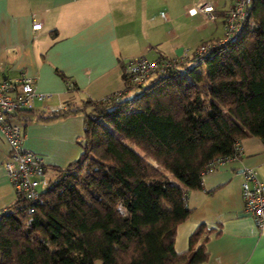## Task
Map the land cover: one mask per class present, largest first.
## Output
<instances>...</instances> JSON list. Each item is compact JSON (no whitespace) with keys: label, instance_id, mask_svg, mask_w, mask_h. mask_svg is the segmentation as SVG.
<instances>
[{"label":"trees","instance_id":"1","mask_svg":"<svg viewBox=\"0 0 264 264\" xmlns=\"http://www.w3.org/2000/svg\"><path fill=\"white\" fill-rule=\"evenodd\" d=\"M248 10L239 35L202 62L182 60L138 86L122 73L116 100L86 98L35 115L81 114V153L48 168L54 177L36 201L15 198L0 210V264L207 260L213 229L204 223L184 251L174 248L191 211L187 191L202 187L205 164L232 153L236 140L264 141V0ZM133 87L140 88L135 96H122Z\"/></svg>","mask_w":264,"mask_h":264},{"label":"crops","instance_id":"2","mask_svg":"<svg viewBox=\"0 0 264 264\" xmlns=\"http://www.w3.org/2000/svg\"><path fill=\"white\" fill-rule=\"evenodd\" d=\"M198 1L0 0V75L30 76L37 91L50 94L46 102L50 107L75 106L83 98L98 100L121 92L122 66L130 57L154 58L155 49L178 56L185 49L221 40L224 13L233 0H207L213 5L211 19L203 12L188 13ZM36 22L39 28H32ZM42 110L51 109L37 102L36 107L12 114L10 120L20 126L23 146L41 155L47 169L63 167L81 153L82 115L36 120ZM7 151L0 134V210L15 199L2 166ZM240 152L203 173L200 189L187 191L191 211L176 228L175 250L188 247L189 235L198 224L213 229L205 244L208 258L196 264H264V228L254 225L241 198L244 167H251L264 181V141L244 137Z\"/></svg>","mask_w":264,"mask_h":264},{"label":"built area","instance_id":"3","mask_svg":"<svg viewBox=\"0 0 264 264\" xmlns=\"http://www.w3.org/2000/svg\"><path fill=\"white\" fill-rule=\"evenodd\" d=\"M252 0H233L231 7L223 17V36L215 42H205L193 50L187 49L181 55L168 56L157 51L154 58H148L143 54L134 55L123 64V78L127 85L138 86L143 84L151 76L173 68L178 62L189 55L196 62L203 59L218 44L235 39L247 20L248 7ZM213 5L207 0H199L195 6L189 8V14L203 12L208 18H213ZM40 23L32 24V28H39ZM154 49V48H153ZM121 96L117 91L98 99L101 101L116 100ZM49 93L39 92L35 89L34 80L25 74L15 79L0 75V134L8 144V151L2 160V166L9 178L16 199L36 201L41 190L49 185L53 175L48 174L41 155L27 149L22 144L20 126L11 121L12 114L25 108H31L35 102L44 103V108L60 110L64 106H48ZM240 141L236 140L232 153L217 156L205 164L202 173L210 172L221 164L235 159L240 155ZM241 198L243 210L248 213L257 228H264V181L259 180L251 167L242 169Z\"/></svg>","mask_w":264,"mask_h":264},{"label":"rangeland","instance_id":"4","mask_svg":"<svg viewBox=\"0 0 264 264\" xmlns=\"http://www.w3.org/2000/svg\"><path fill=\"white\" fill-rule=\"evenodd\" d=\"M195 63H196L195 59L192 58L191 55H189V59L187 61V65H192V64H195ZM138 91H140V88H137V87L130 88L127 93L123 94V97L132 98L133 96H135L137 94ZM83 100H84V98H83ZM79 103H80V100H79ZM34 105L36 107L37 106V102H35ZM47 171H50V170L47 169ZM51 173H53V172L51 171Z\"/></svg>","mask_w":264,"mask_h":264}]
</instances>
